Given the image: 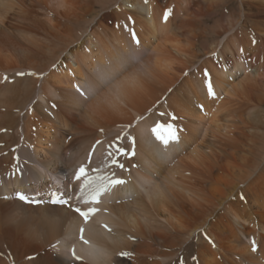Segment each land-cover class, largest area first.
<instances>
[{"label": "bare ground", "instance_id": "obj_1", "mask_svg": "<svg viewBox=\"0 0 264 264\" xmlns=\"http://www.w3.org/2000/svg\"><path fill=\"white\" fill-rule=\"evenodd\" d=\"M0 183V264H264V0H0Z\"/></svg>", "mask_w": 264, "mask_h": 264}, {"label": "snow or ice", "instance_id": "obj_2", "mask_svg": "<svg viewBox=\"0 0 264 264\" xmlns=\"http://www.w3.org/2000/svg\"><path fill=\"white\" fill-rule=\"evenodd\" d=\"M168 12L165 13V19H167L168 17ZM137 43H139V41H136ZM20 75H23L22 73H20ZM79 90V89H78ZM208 92L210 96H214L215 93L212 89L211 84H208ZM81 95H84V93L81 91ZM153 132L155 133L156 130L153 129ZM157 139H161L163 143L167 144L169 142V140H175L176 137L174 134L170 135L167 139L157 136ZM121 167H123L121 165ZM76 179H81L83 178V183L81 184V194L84 198V202L88 203H99V197L106 191L109 190L110 187H114L117 185H122L125 183V181L121 180V179H111V180H107V183H103V184H97L95 183V181L97 180H103L105 178L103 177H89L86 174L85 168L82 166L81 168H79L76 172ZM17 196L19 197V199L21 200H25L27 199V197H25L23 194L17 193ZM53 203H60V204H64L67 203L65 200L63 199H59L55 197V194H53ZM75 211L79 212L81 216H83L85 218V220L87 221L89 215L95 213L96 211H98V209L96 208H89L87 211H82L79 208L75 209ZM83 230H81L82 232ZM83 238V237H81ZM86 242V241H85ZM253 251H255V246H253ZM121 255H126V253H120Z\"/></svg>", "mask_w": 264, "mask_h": 264}]
</instances>
